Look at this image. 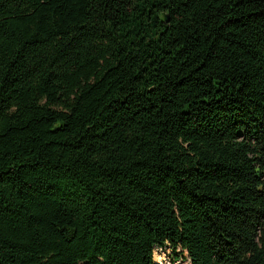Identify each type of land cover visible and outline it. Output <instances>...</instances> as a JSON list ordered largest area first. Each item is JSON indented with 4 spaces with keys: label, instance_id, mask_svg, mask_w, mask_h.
<instances>
[{
    "label": "trees",
    "instance_id": "1",
    "mask_svg": "<svg viewBox=\"0 0 264 264\" xmlns=\"http://www.w3.org/2000/svg\"><path fill=\"white\" fill-rule=\"evenodd\" d=\"M166 244L264 264V0H0V264Z\"/></svg>",
    "mask_w": 264,
    "mask_h": 264
},
{
    "label": "rangeland",
    "instance_id": "2",
    "mask_svg": "<svg viewBox=\"0 0 264 264\" xmlns=\"http://www.w3.org/2000/svg\"><path fill=\"white\" fill-rule=\"evenodd\" d=\"M181 253L180 249L176 253L172 250L169 244L156 248L154 250L155 264L157 259H160V264H187V260L178 256Z\"/></svg>",
    "mask_w": 264,
    "mask_h": 264
},
{
    "label": "water",
    "instance_id": "3",
    "mask_svg": "<svg viewBox=\"0 0 264 264\" xmlns=\"http://www.w3.org/2000/svg\"><path fill=\"white\" fill-rule=\"evenodd\" d=\"M168 21L169 20V17H168V14L165 15V21Z\"/></svg>",
    "mask_w": 264,
    "mask_h": 264
},
{
    "label": "bare ground",
    "instance_id": "4",
    "mask_svg": "<svg viewBox=\"0 0 264 264\" xmlns=\"http://www.w3.org/2000/svg\"><path fill=\"white\" fill-rule=\"evenodd\" d=\"M159 260H160V259H157V261H156L157 264H160V261H159Z\"/></svg>",
    "mask_w": 264,
    "mask_h": 264
}]
</instances>
